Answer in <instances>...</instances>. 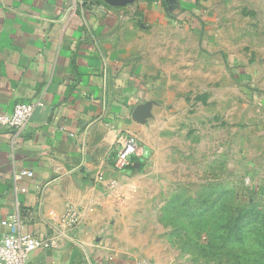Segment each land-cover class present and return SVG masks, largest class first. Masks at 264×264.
I'll return each instance as SVG.
<instances>
[{"label":"rangeland","instance_id":"1","mask_svg":"<svg viewBox=\"0 0 264 264\" xmlns=\"http://www.w3.org/2000/svg\"><path fill=\"white\" fill-rule=\"evenodd\" d=\"M158 1L168 19L124 35L147 127L113 190L117 249L150 264H264V0Z\"/></svg>","mask_w":264,"mask_h":264},{"label":"crops","instance_id":"2","mask_svg":"<svg viewBox=\"0 0 264 264\" xmlns=\"http://www.w3.org/2000/svg\"><path fill=\"white\" fill-rule=\"evenodd\" d=\"M168 16L158 0L120 8L99 0H0V114L38 104L19 136L0 132V240L9 233L2 222L16 215L20 235L50 244L27 264L148 259L117 249L120 192L106 186L120 173L113 169L118 137L139 143L147 127L124 35L143 34L135 24L161 25ZM21 172L31 176L16 179Z\"/></svg>","mask_w":264,"mask_h":264},{"label":"built area","instance_id":"3","mask_svg":"<svg viewBox=\"0 0 264 264\" xmlns=\"http://www.w3.org/2000/svg\"><path fill=\"white\" fill-rule=\"evenodd\" d=\"M38 104H16L8 114H0V132L3 130L11 131L14 135L19 136L26 128L34 110ZM139 143L137 139L129 134H121L116 143V158L113 169L116 172H122L127 168L138 166L139 155L137 151ZM31 176L30 173L21 172L16 176L20 179L22 176ZM99 183L104 180L101 176L97 177ZM111 190L117 188L115 181H110L107 186ZM74 217L71 213H66L65 220H72ZM3 226L9 229L0 240V264H27L28 258L32 252L38 249H47L50 244L42 238H36L30 235H20L19 230L22 228V221L16 215L9 216L6 221L2 222ZM130 264H150L149 262H139Z\"/></svg>","mask_w":264,"mask_h":264},{"label":"water","instance_id":"4","mask_svg":"<svg viewBox=\"0 0 264 264\" xmlns=\"http://www.w3.org/2000/svg\"><path fill=\"white\" fill-rule=\"evenodd\" d=\"M100 2L104 3L105 5L112 7V8H120L125 7L127 5H130L136 1L139 0H99ZM174 0H165L166 4L173 3ZM95 5L94 2H91L89 5V9H91V6ZM142 114H145V112H141Z\"/></svg>","mask_w":264,"mask_h":264}]
</instances>
